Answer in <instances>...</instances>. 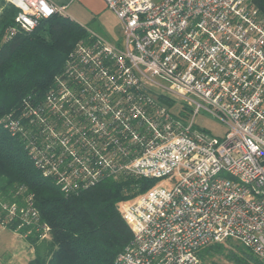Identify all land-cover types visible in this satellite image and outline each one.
Returning a JSON list of instances; mask_svg holds the SVG:
<instances>
[{
    "label": "built area",
    "instance_id": "obj_1",
    "mask_svg": "<svg viewBox=\"0 0 264 264\" xmlns=\"http://www.w3.org/2000/svg\"><path fill=\"white\" fill-rule=\"evenodd\" d=\"M5 1L25 31L64 17L49 0ZM103 1L121 45L89 32L25 125L4 127L64 194L125 175L156 181L119 204L132 239L116 264H202L199 250L226 241L264 261V16L252 0ZM200 113L222 137L195 123ZM26 206L21 224L38 219Z\"/></svg>",
    "mask_w": 264,
    "mask_h": 264
},
{
    "label": "trees",
    "instance_id": "obj_2",
    "mask_svg": "<svg viewBox=\"0 0 264 264\" xmlns=\"http://www.w3.org/2000/svg\"><path fill=\"white\" fill-rule=\"evenodd\" d=\"M0 2L4 4L0 10V207L29 200L38 217L30 228L48 227V240L39 242L36 235L26 238L34 250L28 264H116L132 239L119 204L136 199L156 181L125 175L64 194L52 179L41 176L23 140L4 127L11 119L25 125L27 109L37 107L57 88L70 53L91 31L59 15L25 31L15 22L18 9ZM252 4L264 16V0ZM11 28L14 33H8ZM9 228L14 230L16 224ZM197 256L202 264H214V258L231 264H264L231 241L205 247Z\"/></svg>",
    "mask_w": 264,
    "mask_h": 264
},
{
    "label": "rangeland",
    "instance_id": "obj_3",
    "mask_svg": "<svg viewBox=\"0 0 264 264\" xmlns=\"http://www.w3.org/2000/svg\"><path fill=\"white\" fill-rule=\"evenodd\" d=\"M4 4L0 2V10ZM101 26L100 28H95L94 26H84L88 31H91L95 34L101 35L107 41H113L114 36L118 35L119 32V21L117 17L112 12H105L101 17ZM98 35V36H99ZM100 36V37H101ZM172 102L164 103L167 107L171 109L174 114H177L180 106L177 104V101L174 97H171ZM195 123L198 124L202 129L211 134L212 136L222 137L224 134V126L209 116L206 113H200L195 118ZM26 200L22 203H16L10 207V204H4L7 208L10 207L12 212V220L6 219L9 209L0 207V264H28L30 260L34 257V250L26 240L27 237L35 236L39 242L42 240H48V238L39 237L38 234H42L44 230H33V222L21 224L20 209H26ZM2 206V205H1ZM7 209V210H6ZM2 219L6 223H2ZM6 219V220H5ZM16 224V228L11 230L9 227L13 224ZM26 228L27 231L22 233L21 230ZM214 264H231L223 258H214L212 259ZM211 264V263H210Z\"/></svg>",
    "mask_w": 264,
    "mask_h": 264
},
{
    "label": "crops",
    "instance_id": "obj_4",
    "mask_svg": "<svg viewBox=\"0 0 264 264\" xmlns=\"http://www.w3.org/2000/svg\"><path fill=\"white\" fill-rule=\"evenodd\" d=\"M49 1L57 7H64V17L80 24L83 27L87 25L89 26L91 25L94 26L95 28H100L102 24L101 22L102 15L107 11L111 12L106 8L103 0H49ZM114 37H115L114 40L113 41L109 40V42L115 46H120L121 29H119L118 35Z\"/></svg>",
    "mask_w": 264,
    "mask_h": 264
}]
</instances>
